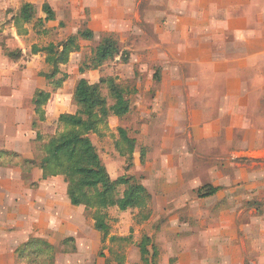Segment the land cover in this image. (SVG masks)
I'll use <instances>...</instances> for the list:
<instances>
[{
  "label": "rangeland",
  "instance_id": "1",
  "mask_svg": "<svg viewBox=\"0 0 264 264\" xmlns=\"http://www.w3.org/2000/svg\"><path fill=\"white\" fill-rule=\"evenodd\" d=\"M5 3L0 264H106L117 252L125 264H148L140 250L145 236L158 249V264H264V0H136L127 4L134 6L128 16L100 0H54L55 21L42 9L46 21L35 11L21 30L14 26L19 2ZM86 28L95 36L78 38L80 48L57 76L67 78L54 89L44 76L52 71L46 47L62 50ZM105 36L119 42L128 61L118 55L93 67ZM108 76L126 89L131 110L110 116L90 138L112 179L133 177L151 198L145 220L139 209L109 208L105 236L92 209L71 203L65 178L44 179L39 165L44 145L63 130L59 116L78 109L79 80ZM39 89L51 92L44 121L32 100ZM103 94L113 103L105 86ZM119 127L135 139L130 166L116 147ZM206 185L219 191L204 196ZM119 188L122 194L125 186ZM113 235L129 240L116 245ZM33 238L51 243L53 255L24 251Z\"/></svg>",
  "mask_w": 264,
  "mask_h": 264
},
{
  "label": "trees",
  "instance_id": "2",
  "mask_svg": "<svg viewBox=\"0 0 264 264\" xmlns=\"http://www.w3.org/2000/svg\"><path fill=\"white\" fill-rule=\"evenodd\" d=\"M47 14L46 20L55 19V13L50 5L43 7ZM35 7L32 3H24L19 14L15 17L17 27L21 23H30L34 18ZM95 36L91 29L78 31L76 35L69 37L62 45V50L55 46L46 47L48 56L47 62L52 66L50 73L44 76L52 81L54 89L62 87L67 75L58 78L61 73L60 66L69 62L70 54L80 48L78 38L92 39ZM38 51V49H36ZM118 55H124L119 42L112 36H105L97 46L92 64L94 68L100 67L107 60ZM125 56V55H124ZM129 58L124 57L125 61ZM83 70V68L81 69ZM106 87L113 103L103 94V87ZM51 96L50 91L37 90L34 93L33 103L38 120H45V104ZM74 101L78 107L75 113H63L59 116L58 123L62 131L52 136L44 145L45 155L40 162V169L44 179L54 176H63L68 183V195L74 206H85L93 210L95 228L105 236L109 234L108 209L117 206L120 210L139 209L142 219H148V209L151 194L145 185L126 175L112 179L106 165L104 164L97 147L90 138L91 133H99L103 126L108 125V119L114 115L124 117L131 110V103L127 92L116 80L115 77H102L98 83H90L86 78L79 80L75 91ZM34 126L37 125L35 119ZM120 139L116 147L120 154L128 156L132 164L135 150V139L128 135L125 128L118 129ZM41 137V135H38ZM121 140V141H120ZM120 186H125L122 194ZM204 196H211L219 191V187L206 185ZM201 190V189H200ZM129 237H111L112 243L122 245L128 242ZM38 245V249H33ZM151 247V248H150ZM29 255L52 256L54 246L44 239L33 238L24 245V251ZM142 258L148 264H158V249L153 244V239L145 236L140 243ZM153 251V252H151ZM115 261L106 264H125V255L114 253Z\"/></svg>",
  "mask_w": 264,
  "mask_h": 264
},
{
  "label": "crops",
  "instance_id": "3",
  "mask_svg": "<svg viewBox=\"0 0 264 264\" xmlns=\"http://www.w3.org/2000/svg\"><path fill=\"white\" fill-rule=\"evenodd\" d=\"M6 1L7 0H0V9L2 8L3 4H6L5 3ZM16 1L19 2V6H21V7H22V5L24 3H27V2L32 3L34 5V7H35V11L38 13L37 14L38 15V18H42V19L45 18V16L42 15V9H43L44 5L45 4H48V5H50V7L51 6L52 7L54 6V0H16ZM12 2L15 3V0H12ZM100 2L105 7H109V6H111V7H117L119 10H121V12H123V14H125L127 16H128V13H129V15L132 14V12L134 11L133 7L136 5V0H100ZM128 3L134 4V6L133 5L132 6H127ZM53 11L55 13V19H56V17H58L57 8L55 7V9ZM14 16H15L14 14H10V18H13V20H14ZM55 19L49 20V23L51 21H55ZM43 21L45 22L46 20L43 19ZM126 21L130 22L129 23V26L131 27V23H132L133 20L127 19ZM126 21H124V22H126ZM15 22H16V20H14V26H15L16 30H18V29L21 30L20 29V26L17 27V25L15 24ZM94 34H95V32H94ZM262 54H264V53H262ZM33 97H34V95H33ZM2 140H3V138H2Z\"/></svg>",
  "mask_w": 264,
  "mask_h": 264
}]
</instances>
